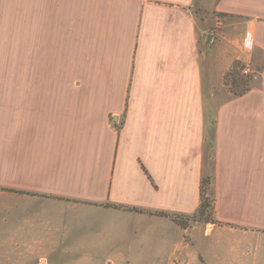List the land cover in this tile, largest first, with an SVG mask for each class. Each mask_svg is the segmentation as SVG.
<instances>
[{
    "label": "crops",
    "instance_id": "crops-1",
    "mask_svg": "<svg viewBox=\"0 0 264 264\" xmlns=\"http://www.w3.org/2000/svg\"><path fill=\"white\" fill-rule=\"evenodd\" d=\"M236 61L258 82L205 137ZM253 112L264 0H0V240L80 251L54 244L66 217L158 238L168 220L105 204L193 213L210 174L208 264H264V120L224 119Z\"/></svg>",
    "mask_w": 264,
    "mask_h": 264
},
{
    "label": "rangeland",
    "instance_id": "rangeland-1",
    "mask_svg": "<svg viewBox=\"0 0 264 264\" xmlns=\"http://www.w3.org/2000/svg\"><path fill=\"white\" fill-rule=\"evenodd\" d=\"M197 9L201 10L200 6ZM201 11L203 15L204 12ZM198 20H200V17H198ZM210 29L214 31L204 46L206 53L210 51L209 43L212 36H217L220 30L219 25H214ZM205 40L206 36L203 35L200 38V46L203 47ZM242 66H244L243 63ZM248 67L250 71L247 74L240 71L239 76L249 80L250 87V85L257 84L258 73L252 70L250 66ZM235 89L239 90V87ZM235 89L232 88L231 83L225 84L224 89L217 87L214 90L215 96H208L206 120L212 118L216 120V109L226 103L228 99L239 96L231 92ZM240 90L242 89L240 88ZM263 115V113L253 112L246 114L245 118L240 115L235 116L232 114L230 116L225 114L224 119H230L233 116L237 119L264 120ZM210 191L209 187L208 194L212 197ZM142 213L146 216L161 217L163 222L168 220V223H162L163 233L158 238L157 236L151 237L150 232L152 229L150 225L145 226L140 234H131L127 230L123 232L114 229L109 233L104 232L102 234L100 222L95 221V219L88 218L87 220H90L91 225H87V223H84L85 220H82L83 223L77 224L78 222L75 220L71 222V218L66 217L67 221L69 219L70 222L56 223L58 226L60 225V232L54 244H60V246L72 244V246H77L76 248H79L80 251H69L63 249L65 247H57L53 250L54 248L48 246L47 241L42 251L39 248L32 250L31 248L27 249L29 242L0 240V264H208L204 253L209 246V236L213 227L211 221H204L206 215L200 217L193 216V213H175L176 218L180 220L179 222L183 223L184 226H182L168 216L155 215L149 211H143ZM95 226L99 230L95 231V228L88 230V227ZM1 227L3 228V226ZM93 231H95V234L91 233ZM41 253L44 255L43 257L39 256Z\"/></svg>",
    "mask_w": 264,
    "mask_h": 264
},
{
    "label": "trees",
    "instance_id": "trees-1",
    "mask_svg": "<svg viewBox=\"0 0 264 264\" xmlns=\"http://www.w3.org/2000/svg\"><path fill=\"white\" fill-rule=\"evenodd\" d=\"M242 67L243 66L240 62H237V61L233 62L229 70L224 75V83L226 85L231 83L232 88L235 89L239 87V90L240 88L242 89L240 91L236 89L231 90V92H233V94L235 95H242L243 92L249 89V80L244 79L239 76V73ZM208 121L210 125L208 124L206 126L205 137H207L208 135H213L214 123L216 120L212 118L211 120L209 119ZM120 126H118V128ZM211 183H212V176L210 174H206L205 176L202 177L201 182H200V203L198 207L196 208V210L193 212V216L195 215V216L201 217L203 215H206V218H204L205 222L207 221L213 222L211 218V215H213V198L208 194V190H209V187L211 186ZM105 206L112 207L115 209H124V210L135 211V212H143V211L148 212V210H143V209H139L133 206H126L122 204L106 203ZM149 212L155 215H159V216H168L171 219L176 220V222L179 223L180 225L184 226L183 223L179 222L180 220L176 218L175 213H169V212H164V211H152V212L149 211Z\"/></svg>",
    "mask_w": 264,
    "mask_h": 264
},
{
    "label": "built area",
    "instance_id": "built-area-1",
    "mask_svg": "<svg viewBox=\"0 0 264 264\" xmlns=\"http://www.w3.org/2000/svg\"><path fill=\"white\" fill-rule=\"evenodd\" d=\"M250 71L249 67L247 65L243 66L241 72L247 74Z\"/></svg>",
    "mask_w": 264,
    "mask_h": 264
}]
</instances>
